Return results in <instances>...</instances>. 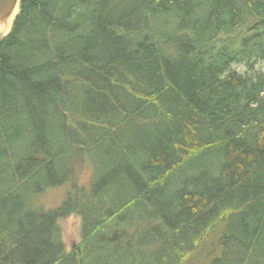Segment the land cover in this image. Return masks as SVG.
I'll return each instance as SVG.
<instances>
[{
	"label": "trees",
	"instance_id": "obj_1",
	"mask_svg": "<svg viewBox=\"0 0 264 264\" xmlns=\"http://www.w3.org/2000/svg\"><path fill=\"white\" fill-rule=\"evenodd\" d=\"M121 181L109 209L94 194ZM24 224L48 246L17 251ZM0 247V264H264V0H23L0 40Z\"/></svg>",
	"mask_w": 264,
	"mask_h": 264
},
{
	"label": "rangeland",
	"instance_id": "obj_2",
	"mask_svg": "<svg viewBox=\"0 0 264 264\" xmlns=\"http://www.w3.org/2000/svg\"><path fill=\"white\" fill-rule=\"evenodd\" d=\"M111 147V148H109ZM119 147L117 145L115 146H109L106 145L102 149H100L96 154L91 155V160L85 159L84 163L81 162L77 166V185H78V193L81 195L83 192L84 196L92 197V193L94 192L91 189V180H95L97 176L102 175V171H98L97 168L100 167V162L104 159L110 158L113 156V152L117 151ZM106 173L109 172V170L105 171ZM125 175H127L125 173ZM123 176V175H122ZM123 182L119 184H115V186L111 189H107L106 187L102 189L101 191L99 190L96 194L94 195H101V193H106L107 194V203L106 205L109 207V209H112V205L109 203L110 201H114L116 198L120 199L122 195L127 196V188L123 189L122 187ZM127 186V185H126ZM66 189L69 191L70 190V184L69 182L66 183L62 187H57L50 189L46 191L44 194H41V197H36L35 201H37L40 198V201L45 203L47 207H53L56 205L60 199H62V195L66 191ZM96 198V196H94ZM97 204V202H95ZM81 219L78 216H72L68 218H64L60 220V228L62 230V240L64 242L66 251H70L73 249L75 245H77L80 240H81ZM124 226H129L128 222H123L122 223ZM27 227L22 228L21 234H17V237H20L21 239L17 238V245L15 249L17 251L19 249L24 248L25 246H33L36 249H39L42 247H47L48 246V231L44 229L43 231H38V233L44 234L39 241L34 240H29L30 238L35 237L36 231L40 229L38 225H35L34 227H31L29 224H24ZM30 227V228H29ZM132 232H129L130 234L135 235L134 239L130 238L129 236H126L127 240H132L133 242V249H141L144 247V242H146L149 237L146 234L145 229H131ZM140 231V233H138ZM2 246H5L4 244ZM8 247V250H12L10 246ZM111 249V259H114L113 252L112 250L115 248L113 245H109ZM1 248V247H0ZM14 249V250H15ZM125 252H127V258L133 254V251L130 248H124ZM17 253V252H16ZM22 254V253H21Z\"/></svg>",
	"mask_w": 264,
	"mask_h": 264
},
{
	"label": "water",
	"instance_id": "obj_3",
	"mask_svg": "<svg viewBox=\"0 0 264 264\" xmlns=\"http://www.w3.org/2000/svg\"><path fill=\"white\" fill-rule=\"evenodd\" d=\"M23 0H0V40L7 37L20 13Z\"/></svg>",
	"mask_w": 264,
	"mask_h": 264
}]
</instances>
